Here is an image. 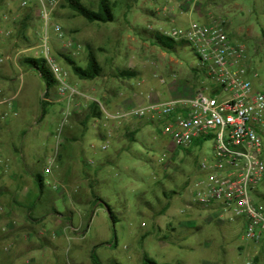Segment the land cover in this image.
<instances>
[{
	"label": "rangeland",
	"instance_id": "obj_1",
	"mask_svg": "<svg viewBox=\"0 0 264 264\" xmlns=\"http://www.w3.org/2000/svg\"><path fill=\"white\" fill-rule=\"evenodd\" d=\"M22 1L0 0V100H11L0 106L8 116L0 140V264H92L95 248L104 264H245L259 254L240 221L196 202L199 165L213 162L212 141L173 149L151 118L103 117L91 120L85 134L83 123L91 100L115 113L215 89L192 47L165 50L154 39L193 22L224 21L232 42L246 49L252 88L264 93V0H110L115 21L109 24L87 22L61 0L52 23L65 38L50 29V45L81 96L70 103L50 88L41 122L46 84L21 61L39 59L42 23L36 5L23 8ZM81 1L98 10V0ZM30 11L25 40L20 23ZM89 48L102 67L93 81L80 79L61 58L85 68ZM125 69L138 77H117ZM169 85L176 89L164 93ZM36 174L47 186L34 206ZM96 197L101 202L94 205ZM254 201L264 208V183Z\"/></svg>",
	"mask_w": 264,
	"mask_h": 264
},
{
	"label": "built area",
	"instance_id": "obj_2",
	"mask_svg": "<svg viewBox=\"0 0 264 264\" xmlns=\"http://www.w3.org/2000/svg\"><path fill=\"white\" fill-rule=\"evenodd\" d=\"M60 1L23 0L21 6L36 5L42 23L36 56L45 60L58 81L59 95L67 96L72 103L81 94L68 83V75L59 65L49 37V30L53 29L58 39L65 38L62 27L52 23ZM162 34L192 47L206 79L216 88L197 90L189 98L115 113L99 103L104 118L117 122L151 118L159 123L162 133L170 136L173 149L188 150L198 141H212L213 162L199 165L202 179L196 183V202L204 208L222 210L230 221H240L244 238L259 250L245 264H261L257 259H264V208L256 204L254 195L264 183V93L255 91L247 79L250 69L246 49L232 42L224 21L193 22L186 28ZM68 46L79 49L71 40ZM219 90L229 97L218 99ZM10 104L11 100H0V106ZM7 120L8 116L0 113V140L1 127ZM107 149L108 146L103 147ZM52 165L45 169L46 174L52 173Z\"/></svg>",
	"mask_w": 264,
	"mask_h": 264
},
{
	"label": "trees",
	"instance_id": "obj_3",
	"mask_svg": "<svg viewBox=\"0 0 264 264\" xmlns=\"http://www.w3.org/2000/svg\"><path fill=\"white\" fill-rule=\"evenodd\" d=\"M98 2L99 3H98V10L97 11H93V10L89 9L88 7H86L82 3L81 0H63L62 7L71 9L78 16H80L81 18L85 19L87 22L92 23V24L113 23L115 21L114 4L110 0H98ZM32 20H33V15H32V11H30L26 14V16L22 19V21L20 23V26H21L20 31L23 34V36L25 37V40H27L25 32L30 28V24H31ZM154 39L156 41V44L165 50H175L177 47H184L187 45L185 42L174 41V40L164 36L161 33H157L154 36ZM61 56H62L61 58L64 59L66 61V63H68L69 66L72 67L74 74L82 80L93 81V80L101 77V75H102V67H101L96 55L94 54V52L92 51L91 48H89L87 66L85 68H81V67L77 66L76 63L72 59H70L69 57H67L65 55H61ZM21 64L30 68V69L36 70L37 73L39 74L40 78L46 84L47 91L44 94L45 99H43L41 101L42 112H41V116L39 118V122H41L44 120V118L47 115L46 108H47L48 103L44 100H47L49 98L50 88H53V87L58 88L59 83L56 80V78L54 77V75L52 74V72L50 71V69L48 68L44 59H41V58L35 59L32 57H29V58L23 59L21 61ZM117 77H119L121 79H125V80H133V79H136L138 77V73L135 70L125 69V70L119 71L117 73ZM205 79H206V77H205ZM103 117H104V115H103V112L99 106V103L98 102L90 103V105L86 111L85 121L83 123L84 134L86 133L87 125L91 120H101ZM202 144H203V141H198V142H196V144L194 146L199 147ZM34 180H35L36 188L39 192V196L37 197V199L34 202V206H35L37 204V202L40 200V196L44 195L45 188L47 185H46L45 177L41 174H36L34 176ZM100 202H101V198L96 197L94 205H97ZM107 208L110 212H112L110 207L107 206ZM165 211H166V209H164V212ZM91 260H92V264H104L98 258L97 254H96V248L92 252ZM146 262L148 264H153V263H150L149 261H146ZM257 262H260V259H257Z\"/></svg>",
	"mask_w": 264,
	"mask_h": 264
},
{
	"label": "crops",
	"instance_id": "obj_4",
	"mask_svg": "<svg viewBox=\"0 0 264 264\" xmlns=\"http://www.w3.org/2000/svg\"><path fill=\"white\" fill-rule=\"evenodd\" d=\"M190 11H192V10H190ZM197 13V12H196ZM199 14V13H198ZM199 16L201 17V14H199ZM177 18V17H176ZM175 20V17L174 18H172V21H174ZM172 85V84H171ZM171 85H169V87L167 88V89H164V93H172L176 88L175 87H171ZM196 92H194V94H195ZM193 93L191 94V96L192 95H194ZM190 96V97H191ZM126 126H127V123L125 124ZM0 161H1V159H0ZM3 167V165H1L0 166V169Z\"/></svg>",
	"mask_w": 264,
	"mask_h": 264
}]
</instances>
